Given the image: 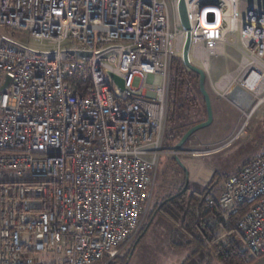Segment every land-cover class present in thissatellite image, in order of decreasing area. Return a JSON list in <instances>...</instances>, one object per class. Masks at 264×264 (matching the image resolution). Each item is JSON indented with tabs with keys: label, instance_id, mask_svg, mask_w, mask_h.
I'll use <instances>...</instances> for the list:
<instances>
[{
	"label": "built area",
	"instance_id": "obj_1",
	"mask_svg": "<svg viewBox=\"0 0 264 264\" xmlns=\"http://www.w3.org/2000/svg\"><path fill=\"white\" fill-rule=\"evenodd\" d=\"M188 33L206 77L227 47L241 54L213 91L245 119L211 155L264 105V0H0V264H109L134 240L161 157L203 154L164 149ZM202 222L264 255V152L214 189Z\"/></svg>",
	"mask_w": 264,
	"mask_h": 264
},
{
	"label": "rangeland",
	"instance_id": "obj_2",
	"mask_svg": "<svg viewBox=\"0 0 264 264\" xmlns=\"http://www.w3.org/2000/svg\"><path fill=\"white\" fill-rule=\"evenodd\" d=\"M240 59L241 54L238 50L227 47L225 53L214 56L210 59V76L206 78V89L210 94L212 105L215 107V110L217 112L220 110L222 113H228L227 116H225L226 119L225 117L224 119L227 122L231 119L237 120L239 123L238 126L236 129L231 131V133H229L230 131L226 132L228 131V128H226V122L224 124L225 126L223 123L214 122L210 127L193 134L181 150L203 152L201 156L193 157L191 155L171 154L163 155L161 157L154 177L155 182L153 195L151 193L150 202L147 204V213L138 234H140L142 229H144L147 224L149 212L155 208V205L161 203L165 197L171 196L182 188L185 181L184 174L187 173L188 175L187 188L190 193L203 191L211 183H213L212 186L214 189H220L222 186V178L226 177L225 174H228V172L236 166L241 167L249 159H251V157L255 156V154L264 149L263 105L251 118L247 128L240 133V136L230 146L211 155L204 154V152L209 151L210 149H216L218 146L235 137V135L239 133L241 124L245 119V116H243L244 113L238 111L228 101L218 97L213 91V83L218 80L221 75L234 70ZM193 63L194 65L202 68L201 63L195 60ZM171 75L172 83L176 85L175 87L177 88V93L174 95V93L170 90L168 111H170L171 100H175L176 107L173 111L172 117L169 115L166 135L171 139L173 138L174 142H171V147H169L170 141L167 138L165 139L164 149L166 151L174 149L177 144L176 140H179L185 131L192 126V122H202L207 119L205 100L199 89V76L188 69L186 65L183 66L180 59H177V61L173 64ZM155 82L156 85H159L161 83V78L157 77ZM248 112L249 109L246 107V113ZM172 131L173 135L171 134ZM176 157L180 158V163L177 161ZM163 220H165L163 216H158L152 225L156 223L155 225L159 227V225L164 224ZM165 226L167 225L165 224ZM151 227L145 236L152 233L153 230ZM205 227L213 229L216 235L221 234L224 231L223 228L218 226L208 225ZM174 229L176 241L180 243L186 242L187 236L182 232V230L179 227ZM188 238L190 239V237ZM134 240L125 246L121 250L119 256L109 264H124ZM240 251L247 254V250L243 247V245L240 246ZM248 255L251 256L249 253ZM193 264L220 263H210L204 253V255L195 256Z\"/></svg>",
	"mask_w": 264,
	"mask_h": 264
},
{
	"label": "trees",
	"instance_id": "obj_3",
	"mask_svg": "<svg viewBox=\"0 0 264 264\" xmlns=\"http://www.w3.org/2000/svg\"><path fill=\"white\" fill-rule=\"evenodd\" d=\"M175 86L176 85L172 83L171 78L170 90L174 93V95L177 93V88ZM175 107V100H171L170 111H168V123L169 115L172 117ZM199 123L201 122H192L191 127ZM173 131L171 133L172 135ZM166 138L170 141L169 147H171V142H174V139L169 138L167 135L165 139ZM180 139L176 140L177 143L180 141ZM262 152H264V149L255 155L261 154ZM184 175L185 181L182 188L171 196L165 197L161 203L155 205V208L149 212L148 222L140 234H138V236L135 238L124 264H129V261L137 247L144 239L145 234L158 216H163L164 219L170 222L173 226L179 227L187 237H190L193 243H196L198 251L194 254V256L199 255L200 252H204L207 259H216L220 264H252L255 262L256 259L252 258L251 256L249 259L246 258L248 252L246 254L240 251L242 240L239 233L235 229L232 228L229 230H224L221 234L216 235L213 229L204 226L202 219L206 215V200L212 195L214 191L212 186L213 183H211L203 191L190 193L188 188L185 189L187 184V173ZM149 223H151L150 226H148ZM199 225L201 228H204V232H202L200 227H198ZM142 234H144V236L142 239H140V241L137 242L138 238ZM134 245H136V248L132 253Z\"/></svg>",
	"mask_w": 264,
	"mask_h": 264
},
{
	"label": "crops",
	"instance_id": "obj_4",
	"mask_svg": "<svg viewBox=\"0 0 264 264\" xmlns=\"http://www.w3.org/2000/svg\"><path fill=\"white\" fill-rule=\"evenodd\" d=\"M214 113V122L223 123L226 122V128L231 133L238 126V121L231 119L227 122L225 119L228 113L217 112L213 106ZM219 116V119H218ZM225 117V119H224ZM225 126V125H224ZM228 135V134H227ZM220 137V136H219ZM238 166L230 170L228 174H225L226 177L222 178L221 183L226 179L231 173L238 170ZM222 185V184H221ZM162 225L157 227L154 223L152 225V233L146 235L141 243L139 244L137 250L134 252L131 257L129 264H193L195 261L194 254L197 253L196 243H193L191 239L186 237V242L180 243L175 239V226H173L167 220H163ZM165 224L167 226H165ZM204 255L203 252H200L199 255ZM198 256V255H197ZM249 255H246V258ZM210 263L216 262L219 263L216 259H209ZM195 263V262H194ZM252 264H264V255L256 259Z\"/></svg>",
	"mask_w": 264,
	"mask_h": 264
},
{
	"label": "water",
	"instance_id": "obj_5",
	"mask_svg": "<svg viewBox=\"0 0 264 264\" xmlns=\"http://www.w3.org/2000/svg\"><path fill=\"white\" fill-rule=\"evenodd\" d=\"M180 16H181L183 25L185 26L187 31H189L190 30L189 22L187 19V13H186V9H185V5H184L183 1L180 4ZM189 51H190V35L188 33V37H187V40H186V43L184 46V51H183V60H184L186 67L199 76V89H200V92L203 95L204 100H205L206 110H207V119L205 121L191 127L190 129H188L185 132V134L181 137L180 141L175 145V147L173 149L174 152L180 151V149L186 144V142L190 139V137L193 134H195L196 132H198L200 130H203L205 128L210 127L214 121L213 105H212L210 94H209L208 90L206 89V78H207L206 72L203 68L194 65L190 61ZM111 77L114 79V81L123 90L124 89V81L120 77L113 75V74H111ZM9 82H10V79L8 78L7 83L5 84V86H3L2 89L6 88L7 85L9 84ZM176 159L180 163V158L176 157ZM187 184H188V175H187ZM187 184H186L185 189L188 187ZM150 224L151 223H149L148 226H150ZM198 227H200V225ZM200 229L202 232H204V228L200 227ZM143 236H144V234H142L138 238L137 242L140 241V239H142ZM135 248H136V245H134L132 253L134 252Z\"/></svg>",
	"mask_w": 264,
	"mask_h": 264
}]
</instances>
